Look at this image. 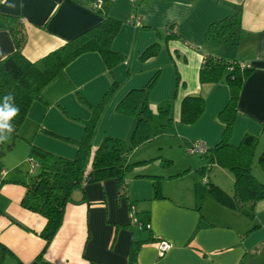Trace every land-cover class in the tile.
I'll use <instances>...</instances> for the list:
<instances>
[{
  "label": "crops",
  "instance_id": "1",
  "mask_svg": "<svg viewBox=\"0 0 264 264\" xmlns=\"http://www.w3.org/2000/svg\"><path fill=\"white\" fill-rule=\"evenodd\" d=\"M235 5L243 6L240 31L229 41L207 42L211 24L229 16ZM97 10L123 21L113 47L126 58L114 69V77L122 79L119 81L123 87L117 91L115 103L106 109L94 144L105 135L131 139L136 118L121 114L117 106L130 90L144 87L157 66L160 79L147 98L155 123L163 125L158 106L170 101L172 123L168 125L172 126L170 131L181 155L197 141L216 145L224 131L218 114L229 102L231 91L223 80L202 84L200 69L205 53L237 59L252 71L241 91L231 141L238 145L247 133L259 138L253 171L264 182V165L259 163L264 153V0H0V13L23 17L28 37L23 54L31 61L101 22L104 12ZM135 14L158 33L153 28H137V20L132 22ZM172 25L180 38L168 36ZM154 42L163 48L156 56L143 60L144 51ZM224 44H231L233 49H224ZM14 51L12 32L0 28V61ZM120 71L123 76L118 74ZM111 82L101 54L87 52L47 84L41 91L42 98L32 103L21 127L27 142L23 146L16 143L9 150L16 153L21 149L17 156L20 160L9 164V156L4 157L5 176L0 173V241L15 255L5 264H43L37 257L46 244L40 233L47 220L21 203L25 193L21 181L30 177V141L54 154L73 158L77 146L46 130L80 139L84 121L91 118L92 112L79 105V94L88 99L87 95L95 90L107 91ZM191 95H202L206 108L195 124L186 125L181 122V105ZM107 114L109 121L104 127ZM164 133L158 131L147 143L160 134L162 139ZM140 151L132 159L147 160L148 156H141L150 152L146 148ZM198 157H185L188 159L177 167L163 163L150 166V162L139 166L129 176L127 197L119 196L113 178L77 190L65 208L63 223L44 254L45 260L52 264H264V199L256 203L253 219L226 206L207 187V177L199 171L207 161ZM227 168L215 164L208 176L231 193L234 174ZM135 172L181 175L160 180L165 195L161 198L155 196V179L136 177ZM133 210L142 227L132 224ZM255 225L258 227L248 233ZM137 241L141 244L133 260L131 253ZM161 241L169 242L171 247L163 251Z\"/></svg>",
  "mask_w": 264,
  "mask_h": 264
},
{
  "label": "trees",
  "instance_id": "2",
  "mask_svg": "<svg viewBox=\"0 0 264 264\" xmlns=\"http://www.w3.org/2000/svg\"><path fill=\"white\" fill-rule=\"evenodd\" d=\"M97 12L102 14L104 11L97 10ZM242 14L243 6L235 5L229 16L211 24L206 34V41L211 43L225 38L229 41V37H234L241 29ZM103 15L104 18L97 25L67 39L63 45L53 49L42 58L31 61L23 54V48L28 39L23 17L0 13V28L11 31L15 40V51L0 61V100L4 96L12 95L14 104L19 109L11 121L12 133L8 135V139L0 142V173L3 177L5 176L4 156L23 137L21 127L26 120L29 109L35 100L42 98L41 91L47 84L63 73L66 67L79 56L95 51L101 54L108 72L112 76V82L105 93V97L97 106L84 95L83 97L80 95L79 99L92 109L91 118L84 121L85 130L80 139L64 137L46 130V133L65 139L77 146V153L73 158L54 154L30 141L31 155L29 158L34 155L38 161L32 160L29 179L21 181L25 187L21 203L25 208L41 214L47 220L40 233L46 244L44 250L37 257L43 264H52L45 260L44 254L61 227L65 208L73 200V194L77 190H84L86 184L113 178L117 181L119 196L127 197L129 176L139 166L159 159L164 166L172 164V159H164L161 156L147 160L145 157L130 160L124 152L125 140L115 136H106L100 145L93 148V140L101 120L104 101L121 85L120 81L114 77V69L118 63L126 58L124 53L113 47V42L123 25V21L106 15L105 12ZM137 17L138 15L135 14L132 22H135ZM136 27L153 28L149 23L143 22L142 19ZM172 28L173 25L168 36L180 38L179 33ZM160 50L159 42H154L144 51L142 56L144 59L151 58L156 56ZM243 64L241 60L204 54L200 69L201 83H216L223 80L229 85L231 95L227 105L218 114L219 119L224 123V131L219 142L214 146L208 145L206 152L191 153L190 148L195 142L187 149V153L206 158L207 164L200 167L199 171L203 174V178L207 177L205 182L209 190L226 206L253 219L256 203L264 199V182L256 177L253 171L259 138L247 133L240 144L235 145L231 141L235 120L239 113L238 103L241 91L252 71L250 66ZM159 75L160 70L155 73L148 85L153 87ZM144 91L145 87L130 90L117 106V110L121 114L136 118V125L128 147L130 150L147 143L157 135V132L153 131L151 127L154 115ZM158 107V115L163 121V125L172 123L171 102L165 101ZM205 108L206 100L202 95L185 97L181 105V122L186 125L195 124L204 113ZM259 163L264 165V153L261 154ZM215 164L224 165L233 172L234 187L231 193L214 184L209 178L208 175ZM135 173L136 177L144 176L155 179V196L161 198L165 195L161 190L160 180L181 175L178 173L167 177L159 174ZM133 217L136 219L134 210ZM12 220L20 224L17 220ZM136 221L137 223L132 222V224L142 227V224H139L138 220ZM257 227L255 225L248 233ZM140 244L141 242L137 241L133 245L131 253L133 260L136 259ZM8 257H15V255L7 245L0 241V264H5Z\"/></svg>",
  "mask_w": 264,
  "mask_h": 264
},
{
  "label": "rangeland",
  "instance_id": "3",
  "mask_svg": "<svg viewBox=\"0 0 264 264\" xmlns=\"http://www.w3.org/2000/svg\"><path fill=\"white\" fill-rule=\"evenodd\" d=\"M144 6V5H143ZM136 12V10H135ZM141 29H146V28H141ZM153 30L155 32H157V29L153 28ZM158 33V32H157ZM224 43V42H223ZM226 46V48L224 49H228V50H231L233 49V47H231V44H224ZM163 48V45H161V49ZM152 58V57H151ZM149 58L147 59H143V60H148ZM157 66H154V68L152 69V73L150 75V77L148 78V80L146 81L145 85H143L145 87V91H144V94L146 95V97L148 98V95H149V92L150 90H152L156 84L158 83L159 79H160V75H159V78L158 80L156 81V83L153 85V87H151L149 84V82L151 81V78L155 75V72L157 70ZM151 70V69H150ZM117 72V71H116ZM120 76H123V72H119L118 73ZM117 77V76H116ZM120 80V79H119ZM121 82L122 79L120 80ZM122 85V83H121ZM120 85V89L123 87V85L121 86ZM107 89V88H106ZM106 89L105 90H95L93 91V94L91 96L87 95V93H84L89 97L88 99L92 101V103L97 106L98 104L101 103V101L103 100V98L105 97V93H106ZM120 89H118L120 91ZM117 89L115 90V92H112V94L108 95L104 101V108H103V112H102V115H101V120L100 122L102 121V119L104 118V115H105V111L106 109L110 106V105H113L115 103V101L117 100V95H118V91ZM118 91V92H117ZM105 92V93H104ZM80 95L81 97H83V93H80L79 94V98H80ZM80 101V106L83 107L85 106L86 108L88 107V109L92 112V109L87 105L85 104L81 99H79ZM165 102V101H164ZM83 103V104H81ZM163 103V102H162ZM108 121H109V114H107V117L105 119V124H104V127H106V125L108 124ZM151 127H152V130L153 131H160L161 133H164L163 131H165V133L163 134V137L161 139V134L156 137L154 140H152V142H149V143H145L143 144L142 146H140L141 148L140 149H144L146 148L147 151H149L150 153H146V155H143L141 157H144V156H148L147 158L151 159V158H158L159 156H162L164 159L165 158H169L171 159L170 157H173L174 159V162H172V167H177L178 165L181 164L182 161L188 159V158H185V157H196V159H199L198 155L195 154V155H191V154H188L186 152H184L183 154L184 155H181V152L179 151V147H178V143H177V140L175 138V136H172L174 134H172L173 132L170 131L171 127L170 125H157L155 123V117L153 118V120L151 121ZM162 122V121H161ZM100 124V123H99ZM99 127V126H98ZM172 132V133H171ZM34 136L32 135L31 137H29V139H32ZM106 137V135H105ZM104 137V138H105ZM104 139H102L100 142H102ZM23 141V142H22ZM30 141V140H29ZM25 142H27V139L23 136V138H20L18 140V144L19 143H22V146L25 145ZM32 142V141H31ZM97 143V144H94V140H93V148H96L98 145H100L101 143ZM129 144H130V139H125V154H127L131 159L130 160H133L132 158H134L133 156H137L141 151L140 149L137 147L133 150H130L128 147H129ZM21 146V147H22ZM163 146V147H161ZM184 150V149H183ZM21 154V149L16 152V153H12V152H9V150L6 152L5 156H9V164H12V163H16L17 160H20L18 159L17 156H19ZM34 156V155H33ZM126 158V156H125ZM38 161V158L36 156H34L33 158H29L27 159V163H29V170L32 169V164H33V161ZM25 163V162H24ZM162 162H160V159L159 160H156V161H151L149 163L150 166H154V165H160ZM18 165V164H17ZM16 165V166H17ZM26 165V163L24 164V166ZM225 168V167H224ZM229 169V168H227ZM230 170V169H229ZM27 172L26 171V176H27ZM248 218V217H247ZM250 219V218H249Z\"/></svg>",
  "mask_w": 264,
  "mask_h": 264
},
{
  "label": "clouds",
  "instance_id": "4",
  "mask_svg": "<svg viewBox=\"0 0 264 264\" xmlns=\"http://www.w3.org/2000/svg\"><path fill=\"white\" fill-rule=\"evenodd\" d=\"M18 111L19 109L15 106L12 95L4 96L0 100V142L8 139V135L12 133L11 121Z\"/></svg>",
  "mask_w": 264,
  "mask_h": 264
},
{
  "label": "built area",
  "instance_id": "5",
  "mask_svg": "<svg viewBox=\"0 0 264 264\" xmlns=\"http://www.w3.org/2000/svg\"><path fill=\"white\" fill-rule=\"evenodd\" d=\"M135 20H137L135 22L136 25H139L141 20H139L138 18H136ZM208 149V145L203 142V141H198L196 142L195 144H193L190 148V152L191 153H201V152H206ZM131 221L133 223H137L136 219L133 217V211L131 212ZM141 224V223H139ZM141 227V226H140ZM171 247L170 243L167 242V241H161L160 242V248L163 250V251H167L169 248Z\"/></svg>",
  "mask_w": 264,
  "mask_h": 264
}]
</instances>
